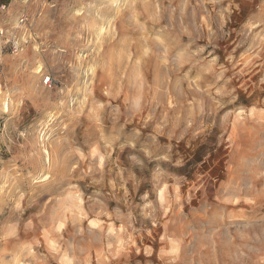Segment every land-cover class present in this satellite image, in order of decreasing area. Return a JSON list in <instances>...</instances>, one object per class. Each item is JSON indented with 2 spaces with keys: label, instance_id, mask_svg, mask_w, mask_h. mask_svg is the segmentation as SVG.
<instances>
[{
  "label": "rangeland",
  "instance_id": "374dc122",
  "mask_svg": "<svg viewBox=\"0 0 264 264\" xmlns=\"http://www.w3.org/2000/svg\"><path fill=\"white\" fill-rule=\"evenodd\" d=\"M2 29L0 264H264V0H29Z\"/></svg>",
  "mask_w": 264,
  "mask_h": 264
},
{
  "label": "built area",
  "instance_id": "2783aa9c",
  "mask_svg": "<svg viewBox=\"0 0 264 264\" xmlns=\"http://www.w3.org/2000/svg\"><path fill=\"white\" fill-rule=\"evenodd\" d=\"M27 1H29V0H10V2H5L3 0H0V12L7 11L8 8H10V5L12 3H17V2H24L25 3ZM27 21H28L27 20V17H25V15H22V17L20 19V24H26ZM3 32H4L3 29L0 30V34L1 35H3ZM27 44H28V40L25 39V38H23L22 39V42H20V41H14L10 45H12V51H13V53H19V52H21L24 49L25 45H27ZM49 79L50 78L47 79V82L49 81ZM1 86H2V81L0 79V87Z\"/></svg>",
  "mask_w": 264,
  "mask_h": 264
}]
</instances>
